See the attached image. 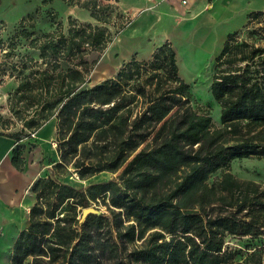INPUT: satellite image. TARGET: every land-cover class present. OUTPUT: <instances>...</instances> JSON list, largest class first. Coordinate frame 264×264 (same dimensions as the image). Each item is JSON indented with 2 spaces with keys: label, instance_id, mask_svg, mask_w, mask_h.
Returning <instances> with one entry per match:
<instances>
[{
  "label": "trees",
  "instance_id": "obj_1",
  "mask_svg": "<svg viewBox=\"0 0 264 264\" xmlns=\"http://www.w3.org/2000/svg\"><path fill=\"white\" fill-rule=\"evenodd\" d=\"M103 4L87 0L79 7L105 25L113 16L121 20L113 34L72 19L67 29L60 23L38 37L25 29L19 33L38 55L13 65L16 86L7 99L13 122L0 116V135L20 142L55 117L60 159L51 175L33 184L36 202L29 226L13 245L11 264L28 259L31 264H99L102 257H117L113 238L144 240L146 247L136 257L142 264H261L264 243L235 259L241 251H227L224 237L264 234L262 186L239 181L230 171L235 159L264 158V46L240 41L238 32L227 36L210 85L221 107L216 126L209 113L193 107L191 86L179 75L170 43L158 47L150 61L133 58L116 77L87 87L101 55L131 21L119 8ZM260 15L253 13L250 20ZM9 47L6 58L12 61L15 50ZM143 98V112L133 116L130 108ZM17 122L21 127L11 131ZM109 147L113 155L98 154ZM12 156L21 169L20 149ZM104 171H120L119 181L80 190L58 180L65 173L87 180ZM218 171L220 178L208 182ZM99 196L110 217L88 214L81 225L82 210ZM243 212L251 218L241 219Z\"/></svg>",
  "mask_w": 264,
  "mask_h": 264
},
{
  "label": "rangeland",
  "instance_id": "obj_2",
  "mask_svg": "<svg viewBox=\"0 0 264 264\" xmlns=\"http://www.w3.org/2000/svg\"><path fill=\"white\" fill-rule=\"evenodd\" d=\"M85 1L87 0H0V40L6 41L9 45H11V48L14 47L15 50L12 61L9 60L7 63H3L0 65V116H2L5 120L9 119L10 122H13L12 115L7 108L8 95L16 86L15 76L13 78L10 76L11 74H17V72L12 71L13 65L17 64L20 61V58L23 56L31 54L36 57L38 55L37 52L28 49L29 43L24 38L19 36V33L22 32L23 29L34 32V37H38L46 32L52 31L53 28L60 23L64 26L65 29H67L70 19H72L83 25L93 24L108 28L111 34H113L117 31L119 25H122L121 20H118V18H116L115 16H113L112 21H110L108 25L96 21L93 17L89 22V20L81 13L82 8L79 7V5ZM102 1L103 3H105L103 5L111 4L109 2L110 0ZM112 2L114 4L116 3L115 0H112ZM114 4H111L112 7L115 6ZM124 15L125 17H128L126 14ZM125 19L126 18L123 19V22H125ZM17 30L19 31L17 32V36L14 38L15 32ZM237 32L240 41L246 40L251 44L255 43L256 45L264 46V13H262V15L257 18L251 19L245 28ZM220 51L221 49L215 55L213 70H215V60L220 54ZM95 55V53L88 55V59L92 62L94 60H97V57H95ZM179 55L181 57L180 61L183 70H191V74L197 73L199 76L200 74L203 75V80H198L195 83H191V102L193 107L199 113H209L210 117L213 119L214 124L216 126H219L221 120V107L219 103L213 99L211 88L206 91L205 86V76L208 70L211 69L210 64H206V58H204V56L193 59L189 57L190 54L186 51H180ZM103 63H105V54L101 55L100 60L94 66L87 87H93L95 84H99L102 81L116 77L120 69L125 65L123 64L122 66L116 67L110 72L107 71L109 74H103L99 71ZM147 88H149V90L153 89V87ZM145 100L146 99L144 98L140 99L138 105L132 106L130 108L133 116H136L139 113L143 112L146 106L144 104ZM51 120L49 121L53 123L54 129L53 133H51L47 139H41L40 137L38 138V133L36 132L34 137L29 136V138H26L19 142L21 156H23L24 158L23 166H26V169L30 168V170L34 172L36 178L34 179V182L39 178H45L51 175L52 165L55 162H58L60 159L57 153V123L55 118H52ZM48 123L49 122H47L44 127H46ZM16 124V127L12 128L11 131H14L16 128L18 129L21 127V124H19L18 122ZM98 154H100V156H103V158L113 155V147H109L102 151L99 150ZM258 160L259 159L249 158H242L239 160L235 159L230 163V171L239 181H249L254 177L258 178L259 176H264V166ZM119 174L120 171L115 173L104 171L97 173V175L87 180H79L78 176L75 173H65V175H61L60 177H58V180L62 183H67L77 189L87 190L90 185H95L99 182H107L110 180L119 181ZM221 174V171L212 174L208 182L212 183L213 181L218 180ZM33 184L30 187L31 189L28 192L25 200L26 206L29 207L28 212L24 211L26 213H30L36 202V195L33 192L32 188ZM258 184L262 186L261 190L264 191V185L261 183ZM107 201L108 200L106 199L105 202ZM91 207L99 209L101 215H103L104 217H110L108 207L104 204L101 196H99L96 202L92 203ZM218 211L221 212V210ZM226 211L227 213H234L235 209L227 208ZM214 212L217 213V210H214ZM245 214L247 213L243 212V214L240 215L241 219L248 218L249 220V218L251 217L246 216ZM111 230V227H103L104 234H106V236L109 238L111 237ZM19 233L0 234V264H11L12 248L18 238ZM149 234L150 233L147 234V240L150 238ZM166 236H168V234ZM167 238L169 239L170 236H168ZM224 238L226 246L225 248L227 251H241L240 256L239 254H235V259H240L241 255L243 258H245V256L251 254L253 250L260 248L261 244L264 243V234H260L259 236L255 237H241L228 233ZM143 241L136 239L135 241H132V243H127L121 238H113L110 242H114L116 244V246L114 245V247L119 250L117 257L114 260L112 258L102 257L98 260L99 264H142L141 262L136 260V257L137 253L146 247V242ZM256 259L257 258H254V261H256ZM25 264H31V259H28ZM261 264H264V256L261 259Z\"/></svg>",
  "mask_w": 264,
  "mask_h": 264
},
{
  "label": "crops",
  "instance_id": "obj_3",
  "mask_svg": "<svg viewBox=\"0 0 264 264\" xmlns=\"http://www.w3.org/2000/svg\"><path fill=\"white\" fill-rule=\"evenodd\" d=\"M109 2L114 4L112 0ZM115 2L120 13L126 14L131 21L103 53L105 63L99 69L100 73L109 74L108 72L133 58L139 62L150 61L158 47L170 43L177 55L179 75L189 86L203 80V75L183 70L180 51L188 52L193 59L200 56L206 58V64H210L211 68L205 76L206 91L211 88L215 55L222 49L227 36L245 28L253 13H264V0ZM81 13L89 22L92 20L87 9L82 8ZM107 67L108 70H105ZM51 121L37 132L38 138L47 139L53 133ZM17 148L19 141L0 135V234L19 233L29 226V213L24 212H28L29 207L25 200L36 178L30 168L22 166L18 169L14 166L12 154ZM258 161L264 166V159ZM250 180L264 185V176Z\"/></svg>",
  "mask_w": 264,
  "mask_h": 264
},
{
  "label": "built area",
  "instance_id": "obj_4",
  "mask_svg": "<svg viewBox=\"0 0 264 264\" xmlns=\"http://www.w3.org/2000/svg\"><path fill=\"white\" fill-rule=\"evenodd\" d=\"M11 52V49L9 47L8 43H4L0 45V65L3 63H7L9 60L6 58V56ZM35 133L30 134V136H35Z\"/></svg>",
  "mask_w": 264,
  "mask_h": 264
},
{
  "label": "water",
  "instance_id": "obj_5",
  "mask_svg": "<svg viewBox=\"0 0 264 264\" xmlns=\"http://www.w3.org/2000/svg\"><path fill=\"white\" fill-rule=\"evenodd\" d=\"M88 214H94V215H97V216H99V215H101V212H100V210L99 209H96V208H94V207H88V208H84L83 210H82V215H81V221H80V224L82 225L83 224V222L85 221V217L88 215Z\"/></svg>",
  "mask_w": 264,
  "mask_h": 264
},
{
  "label": "bare ground",
  "instance_id": "obj_6",
  "mask_svg": "<svg viewBox=\"0 0 264 264\" xmlns=\"http://www.w3.org/2000/svg\"><path fill=\"white\" fill-rule=\"evenodd\" d=\"M106 65V64H105ZM105 68V67H104ZM108 69V68H107ZM107 69H105V70H107ZM104 71V70H103Z\"/></svg>",
  "mask_w": 264,
  "mask_h": 264
}]
</instances>
